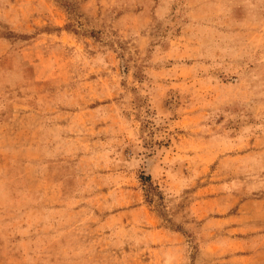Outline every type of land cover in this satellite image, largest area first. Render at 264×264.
I'll return each mask as SVG.
<instances>
[{
  "label": "rangeland",
  "instance_id": "374dc122",
  "mask_svg": "<svg viewBox=\"0 0 264 264\" xmlns=\"http://www.w3.org/2000/svg\"><path fill=\"white\" fill-rule=\"evenodd\" d=\"M262 218L264 0H0V264H264Z\"/></svg>",
  "mask_w": 264,
  "mask_h": 264
},
{
  "label": "crops",
  "instance_id": "0c3cea01",
  "mask_svg": "<svg viewBox=\"0 0 264 264\" xmlns=\"http://www.w3.org/2000/svg\"><path fill=\"white\" fill-rule=\"evenodd\" d=\"M249 229H251L252 231H255V230H261L259 233H257L258 235H257V237H261V239H262V243H264V218H262L261 219V222H256V221H254L253 222V227H251V228H249ZM254 236H256V235H254ZM257 237H253V236H246V239L247 240H249V238H250V240L249 241H253L255 238H257ZM240 238L241 237H239V238H236L238 241L240 240ZM252 238V239H251ZM242 239V238H241ZM251 256H253V255H250L249 257H251Z\"/></svg>",
  "mask_w": 264,
  "mask_h": 264
},
{
  "label": "trees",
  "instance_id": "16d2710c",
  "mask_svg": "<svg viewBox=\"0 0 264 264\" xmlns=\"http://www.w3.org/2000/svg\"><path fill=\"white\" fill-rule=\"evenodd\" d=\"M148 187H147V190H150V188H152L153 186L151 185V182H148Z\"/></svg>",
  "mask_w": 264,
  "mask_h": 264
}]
</instances>
